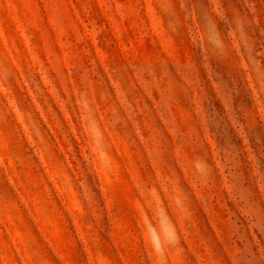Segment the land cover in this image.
<instances>
[{
	"label": "rangeland",
	"instance_id": "rangeland-1",
	"mask_svg": "<svg viewBox=\"0 0 264 264\" xmlns=\"http://www.w3.org/2000/svg\"><path fill=\"white\" fill-rule=\"evenodd\" d=\"M0 264H264V0H0Z\"/></svg>",
	"mask_w": 264,
	"mask_h": 264
}]
</instances>
